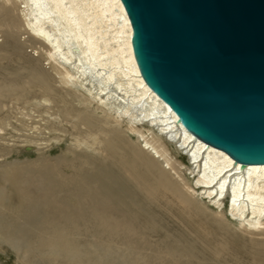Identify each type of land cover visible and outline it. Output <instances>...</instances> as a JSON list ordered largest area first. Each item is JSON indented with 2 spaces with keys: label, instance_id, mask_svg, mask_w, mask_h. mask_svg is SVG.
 <instances>
[{
  "label": "bare ground",
  "instance_id": "obj_1",
  "mask_svg": "<svg viewBox=\"0 0 264 264\" xmlns=\"http://www.w3.org/2000/svg\"><path fill=\"white\" fill-rule=\"evenodd\" d=\"M132 34L122 0H0V252L18 264H264V164L185 131L144 80ZM35 96L46 122L22 112L31 123L9 125L8 103ZM60 145L69 157L6 163L9 148Z\"/></svg>",
  "mask_w": 264,
  "mask_h": 264
},
{
  "label": "water",
  "instance_id": "obj_2",
  "mask_svg": "<svg viewBox=\"0 0 264 264\" xmlns=\"http://www.w3.org/2000/svg\"><path fill=\"white\" fill-rule=\"evenodd\" d=\"M122 2L141 74L184 130L237 163L264 164V0Z\"/></svg>",
  "mask_w": 264,
  "mask_h": 264
},
{
  "label": "rangeland",
  "instance_id": "obj_3",
  "mask_svg": "<svg viewBox=\"0 0 264 264\" xmlns=\"http://www.w3.org/2000/svg\"><path fill=\"white\" fill-rule=\"evenodd\" d=\"M22 33H24V31L22 30ZM19 42L24 45L23 48V53L24 55H26L27 57L31 58L32 55H35L34 52H32V43L30 44L28 41V35L27 34H22L18 37ZM2 39L0 38V41ZM28 41V42H27ZM36 48H39V53L42 52V49L37 45ZM38 51V50H37ZM40 65L42 68H44L46 71H48L49 69V65L47 61H42L40 60ZM68 91V89H66ZM38 96H35V99L30 100L27 103H16L15 101H11L8 103V124L11 125L13 128H17L19 130H22L25 125L20 126V121L24 120L25 122L31 123V121L29 119H27L26 117H23L21 115L22 112L26 113L28 112L30 114L31 117L35 118V121H40L41 118H44V121H41V124L46 122V118L48 117V115L45 112H42L40 107H37V105L34 103V100L37 99ZM77 106H79L80 103H76ZM36 105V106H35ZM32 108H34L35 110H32ZM21 109V110H20ZM24 111H23V110ZM32 110V111H31ZM20 114V115H19ZM23 114V113H22ZM46 114V115H45ZM40 115H42V117H40ZM45 115V116H44ZM55 125H57V121L54 122ZM36 124V123H35ZM34 124V125H35ZM23 127V128H22ZM124 129V128H123ZM69 130V131H68ZM71 129L67 128L68 132ZM10 133L8 132V135ZM56 135H59V133H56ZM11 136V134H10ZM133 136V135H132ZM129 136L131 141L138 145V139L136 136ZM22 139V137H16V138H10L8 136V144L10 145H14V140L20 141ZM138 143V144H137ZM17 148V147H16ZM18 149V148H17ZM17 149H8L6 151L9 152L8 156H7V161L6 163L8 164H25L28 163V165H33L32 163L35 162L37 160H40L41 158H45V159H57L58 157H69V154H65V146L60 145L59 148H52L51 150H42L43 152H34V151H30V152H25V150L23 151V149H21L22 151H17ZM50 149V148H49ZM181 160V161H180ZM186 160V161H185ZM177 161H179V163L183 166L185 164H187V158H185L184 156L182 157H177ZM66 173H68L67 170H64ZM73 205V203H70ZM224 210L227 207V201L224 203ZM211 208V206H209V209ZM212 209V208H211ZM217 212L216 209H213V213ZM225 212V211H224ZM226 213V212H225ZM227 219L229 218V222L231 221V218L228 216V214L226 215ZM228 222V224H229ZM232 222V221H231ZM233 223V222H232ZM230 228L233 230V227L230 226ZM2 248H4V251L0 252V264H18L17 262V254L14 250H12L11 248H7L2 246Z\"/></svg>",
  "mask_w": 264,
  "mask_h": 264
}]
</instances>
